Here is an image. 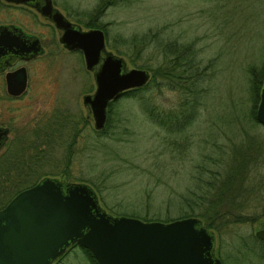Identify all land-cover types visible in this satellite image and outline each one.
Listing matches in <instances>:
<instances>
[{
  "label": "rangeland",
  "instance_id": "374dc122",
  "mask_svg": "<svg viewBox=\"0 0 264 264\" xmlns=\"http://www.w3.org/2000/svg\"><path fill=\"white\" fill-rule=\"evenodd\" d=\"M55 1L82 25L91 21L103 27L105 48L122 56L127 68L135 67L133 63H146L149 76L153 71L156 82L135 95L121 94L109 101L104 125L96 129L90 110L81 100L86 89H92L91 72L85 71L77 54L65 52L52 61L45 54L39 60L25 61L29 78L20 94L23 97H0V123L9 117L13 126L29 120L27 126L20 125L16 131L10 127L8 141L0 149V160L19 159L9 178L19 184L26 179L24 174L35 168L30 179L44 173L60 179L62 170L61 179L88 183L109 213L130 212L149 218L145 220L179 218L188 207L177 202V197L167 198L174 193L187 196L206 190L211 175L203 171L228 166L230 160L222 157L232 144H241L240 136L249 133L264 137V126L250 120L254 94L247 73L250 67L261 70L264 65V0ZM38 19L27 6L0 0V22H16L31 32L42 31L44 28L35 23ZM44 32L48 33L46 29ZM176 51L180 54L178 71L186 63L195 64L193 75L205 86L192 114L182 111L190 114L185 121L178 115L181 108L173 109L181 96L171 85L173 70L169 69L166 81L160 80ZM141 96L147 99V105L157 107L153 112L173 116L168 124H160L144 112ZM63 113L70 114L71 125L66 124L60 131L62 136H57L54 133L59 128L54 119L63 117ZM39 126L49 136H37L34 131ZM18 134L23 136L19 138ZM23 140L28 142L26 153L21 150ZM260 147L261 156L264 145ZM238 150L255 154L254 148L251 152L242 147ZM261 157L257 204L249 199L254 203L250 206L256 208L235 211L236 221L229 214L211 216L212 228H207L214 234V251L221 264H264V240L254 235L255 229L264 227ZM239 168L236 178L246 180L252 168L248 172ZM0 188L6 189L0 191L1 206L8 181ZM228 193L224 190V195ZM188 216L198 217L205 226L202 216ZM51 264L90 263L80 246L74 245Z\"/></svg>",
  "mask_w": 264,
  "mask_h": 264
},
{
  "label": "water",
  "instance_id": "95a60500",
  "mask_svg": "<svg viewBox=\"0 0 264 264\" xmlns=\"http://www.w3.org/2000/svg\"><path fill=\"white\" fill-rule=\"evenodd\" d=\"M5 1L31 5L62 29L59 40L64 46L82 51L86 69L97 64L92 72L93 93L82 96L94 128L104 125L110 99L147 81L146 69H125L123 58L105 49L101 29L72 28L50 0ZM18 30L21 32L17 26L0 24V55H8L3 63L11 54L27 58L28 52L31 55L38 50L37 39L27 41ZM5 77L8 92L22 91V67ZM254 114L264 126V81ZM6 132L7 128L0 126V145ZM254 235L264 240V227L255 229ZM74 243L89 250L98 264H221L214 253V234L198 217L161 221L112 214L99 204L85 182L44 176L19 190L0 208V264H50Z\"/></svg>",
  "mask_w": 264,
  "mask_h": 264
},
{
  "label": "trees",
  "instance_id": "16d2710c",
  "mask_svg": "<svg viewBox=\"0 0 264 264\" xmlns=\"http://www.w3.org/2000/svg\"><path fill=\"white\" fill-rule=\"evenodd\" d=\"M88 25H92V24L88 23ZM179 59H180V54H178V52L176 51L174 55V61L171 63L170 67L164 68V73L160 77V80L166 81V79L168 78L166 74L171 72L169 69L173 70V73H174L173 80H172L173 82L171 85L174 88V90H176L181 95L178 98V102L173 106V109L181 108V112L185 110V112L192 114L191 113L192 110L197 108L198 104L200 103L199 93H201V90L205 88V86H203L201 81H198L193 75L195 68H197L195 64L186 63L183 65L181 71H178L179 67L181 66L179 64ZM133 64L134 66H140V67H144L150 70L149 67L146 66L147 64L144 62L133 63ZM247 73L249 76V83H251L250 88L254 94V97H253L254 102H252V107L249 112V115L251 118L250 120L253 123V122H256L255 117H254V106H255V101L258 100L259 86L261 85V82L264 79V65L261 66V70H259L257 67H254V68L250 67L248 68ZM180 79H182V81ZM155 80H156V77L152 71V73H150L149 79L143 86L129 88L123 91L121 94L135 95V93L138 90L146 88L147 85L149 84L151 85V83L156 82ZM164 83L167 84L168 82H164ZM196 84L198 85L196 86ZM140 98L143 100L142 102H140V104L144 112L149 117L153 116L154 120L156 122H159L160 124H168L167 123L168 119L170 117H173L170 113H167L165 116L163 113L153 112L155 109H157V107L152 104L147 105V99H143L142 96ZM108 107L109 108L107 111V116L109 113L110 105H108ZM190 114H186L183 112L178 113V115L181 116V121H185L187 119L186 117L189 116ZM51 131L54 133V130H51ZM34 133H36L37 136H40L41 134L49 136L46 130L41 127H38V129H35ZM48 141H52V138L49 139ZM239 142L241 144H232L231 148H228V152L226 153V155L222 157V158H225L226 160H230V163L231 161H233L232 164L229 163L228 166L225 165L224 167H220V168L213 167L211 170L209 169V171L208 170L203 171V172H209V174L211 175L210 176L211 182L207 186L206 190L200 191V192H197V191L189 192L187 193V196L185 195L181 196L177 193H174L172 194L173 195L172 197L167 198L168 200V199L177 197V200H176L177 202L185 204V206L188 207L186 208V212L181 214L179 217L198 214L199 216H202L203 221L205 222L204 223L205 227L212 228V224L210 223L213 221L211 217L212 215L229 214V215H232L233 220L236 221V218L234 217L237 215V212H239L242 208L243 209L244 208L245 209H255L256 208V206H250V204L251 205H254V203L257 204L255 202V198H257V195H258V188H260V185L258 183L260 180L259 172H260L261 167L263 166L261 156H264V150L261 156L259 154L261 151L260 146L264 145V137H260L259 135H252V134L247 133L245 135L240 136ZM26 145H28V142L26 140H23V146L21 147V150L23 151V153L27 152L26 150H24V147ZM241 147L246 149L249 152H251V150L254 148L255 154L251 156L250 153L244 152V151H243L244 153L242 152L241 154V151L238 150ZM256 155L260 156L261 158L259 157L258 160L252 159V157H255ZM18 160L19 159L9 161V162H7V160L5 162V159L0 160V187L2 186V183L4 181H8L9 183V188H8L7 194L5 195L6 200L4 199L5 202L13 194H15L18 190L25 188L27 186L33 185L42 176L50 174V173L48 174L44 173L40 176L37 175L34 178L30 179V176H33L34 171H35V168H33V169H30L26 174H24L26 175V179H21L19 181L20 183L18 184L17 181H14L11 178H9L11 176V172L13 173L15 172L14 169L16 168ZM22 160H24V158ZM238 167H240L245 172L249 171L248 170L249 167L252 168V170H250L249 172V173H252V178L250 179L248 178L249 173L246 175V180H245V177L236 178V175L238 174L236 170L238 169ZM221 169H224V170L221 171ZM59 172L62 173L61 176H64L62 170ZM50 175H53V174H50ZM61 176H60V179L63 178ZM263 182H264V178H263ZM216 183H218V188L216 186ZM215 187H216V190L213 191L212 188H215ZM224 190H228L229 193L227 195H224ZM0 191L5 192L6 189L4 190L3 188H0ZM251 198L254 199V203L249 200ZM3 205H1L0 207H2ZM127 213H129L127 215H132V216L143 219L142 217L134 213H130V212H127ZM118 214H122V213H118ZM204 216H207V217L204 218ZM145 219H149V218H145ZM168 220H171V218L166 219L165 221H168ZM74 245H77V244H72L71 246H74ZM71 246H69L67 249H69ZM80 248L85 254L90 264H98L96 260L93 258L92 254L89 252V250H87L86 248L82 246H80Z\"/></svg>",
  "mask_w": 264,
  "mask_h": 264
},
{
  "label": "flooded vegetation",
  "instance_id": "af4514ba",
  "mask_svg": "<svg viewBox=\"0 0 264 264\" xmlns=\"http://www.w3.org/2000/svg\"><path fill=\"white\" fill-rule=\"evenodd\" d=\"M50 1H51L52 7L56 8L63 15V17L67 21H69L70 26L72 28L78 29L80 31H84V30H87V29H90V28H99V29H101V31L103 33V41H104V47H105L106 34L104 32L103 27H100V25L98 23H93L91 21H88V23H91L92 25H88V23H85V22H84V25H82L80 22L75 21L73 19L72 13L67 8H64V7H61V6L57 5L55 0H50ZM5 2L6 3L24 5V6H27L28 8H30V9H32L35 13H37V15L41 19V20L38 19V21L35 22L36 25L38 24V25L42 26L44 28V30L46 29V31L48 32L46 34V32H44V30L40 31L39 29H37V31H34V32L32 31L31 32V31L27 30L26 28H23L20 24H18L16 22H2V23H0V24H5V25L17 26L18 29L21 30V32L19 30L18 31L20 33L24 34L23 36H24V38L27 41H30L31 39H35L36 38L37 42H38V50L36 52H34L33 54H31V55H30L31 51L28 52L26 55L29 56V57H27V58L23 57L22 55L11 54L10 60L7 63H3V60L8 58V55H7V53H5V54L3 53V54L0 55V64L3 65L2 68L0 69V97H2L3 99L7 100V99H12V97H16L17 99L23 97V95H20V94H22L25 91L26 85H27V81H28V78H29V72L27 73V69H26V66L24 64L25 61L34 59L36 57H37V60H39V58H41L45 54L47 56H50V61H52L55 55L57 57H59L60 54H64L65 52L69 53V54H71V53L77 54L80 57V59H81L80 61H83V55H82V51L79 48H67L66 46H64L63 43L59 40V36H60V34L62 32V29L59 28V27H56L52 20H50L47 16L40 14L31 5H29L27 3H14V2H8V1H5ZM47 47H50V48H48L49 50L47 49ZM53 52H55V53L52 54ZM114 54H116V53H114ZM123 60H124V58H123ZM21 63H23V64H21ZM83 65H84V61H83ZM96 66H97V64H95L92 69H86L85 70V71H90L91 72V78H92V84L93 85H92V89H91V86H90V89L88 87L83 94H92L93 93V90L95 88V84H94L92 72L94 71ZM19 67H22L24 69V72H25L24 87H23L22 91H20L19 93H16V94L15 93H10V92L7 91V88H6V79H5L6 77L5 76H6L7 73L13 72V71L17 70ZM125 67H126V62H125ZM135 67H138V66H135ZM125 69H127V67ZM83 94L81 95V100H82ZM86 107L89 109L88 105H86ZM108 108L109 107L107 105L106 106V113L108 111ZM36 117H37V115L35 116V118L33 119L32 122L36 121ZM39 119H40V117L38 116L37 120H39ZM71 120H72V118L70 117V114H66V113H63V117L58 116L56 119H54L56 126L59 128V132L55 133V135L62 136L61 133H60L61 129L64 131V127L66 126V124H67V126H70L71 125ZM12 121H13V119L11 117H9L6 122L0 123L1 127H6L7 128L6 135H4L2 137V140H1L2 144L0 145V148H2L6 144V142L8 141L7 137H8V134H9V128L10 127L13 128L16 131V129L20 125L24 127V126H27L28 123H29V120H27V121H24L22 123H19L20 125L13 126L14 124L11 123ZM42 123H44V122H42ZM39 127H41V126H39ZM22 136H23L22 134H18L19 138L22 137Z\"/></svg>",
  "mask_w": 264,
  "mask_h": 264
}]
</instances>
